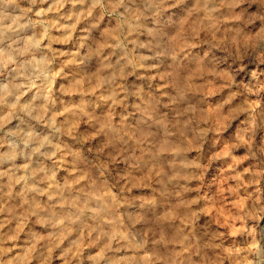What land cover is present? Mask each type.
Instances as JSON below:
<instances>
[{
    "label": "clouds",
    "instance_id": "9594fccd",
    "mask_svg": "<svg viewBox=\"0 0 264 264\" xmlns=\"http://www.w3.org/2000/svg\"><path fill=\"white\" fill-rule=\"evenodd\" d=\"M0 264H264V0H0Z\"/></svg>",
    "mask_w": 264,
    "mask_h": 264
}]
</instances>
